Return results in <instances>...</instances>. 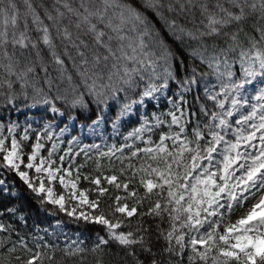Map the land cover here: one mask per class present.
I'll use <instances>...</instances> for the list:
<instances>
[{"label": "snow or ice", "instance_id": "obj_1", "mask_svg": "<svg viewBox=\"0 0 264 264\" xmlns=\"http://www.w3.org/2000/svg\"><path fill=\"white\" fill-rule=\"evenodd\" d=\"M137 2L139 7L132 0H0V99L7 105H13L20 96L27 99L30 89L31 106L44 104L55 114L60 113L56 101L66 102L65 93L69 90L73 93V108H87L85 96L98 108L107 107L108 101L123 93L125 102L115 118L118 122L134 105H143L145 98H154L170 90L171 85L176 86L178 91L173 95H178L179 100L169 101L172 109L154 113L152 121L145 118L141 127L125 139L141 140L143 133L165 123L170 131L162 133L154 146L131 152L129 160L140 158L141 154L146 160L139 167L129 163L132 175L124 182L116 175L104 177L108 185L122 189L125 195L115 196L107 215L99 211V197L109 192L101 186V178L90 180L98 198L89 200L88 190L78 191V169L74 175L71 166H63L67 152L59 157V165L52 159L55 144L47 157L40 155L44 148L40 134L25 163L22 142L29 139L27 129L19 140L11 136L9 147L0 125V167L16 172L33 193L42 195L44 202L57 205L69 216L102 226L107 238L98 236L93 251L111 241L133 257L135 264H159L146 236L148 227L141 225L135 232L117 231L123 220L108 218L139 214L168 223L167 230L157 225V240H164L163 252L181 258L187 249L188 264H264V87L255 95L247 94V86L255 88L253 82L257 78L264 85V0ZM149 11L154 19L146 14ZM197 15L200 27L195 30L178 20L195 23ZM157 23L177 42L183 43L184 37L197 41L199 47L189 55L199 59L209 72L197 73L195 68L189 72L170 46L158 43ZM245 25L249 26L248 31ZM205 38L213 41L211 52ZM237 63L239 74L233 70ZM208 75L215 77V83L206 79ZM200 83L204 84L205 98L212 102L213 109L201 106L207 122L197 121L189 135V114L182 107L186 103L184 93ZM53 89L55 94H51ZM165 116L170 120L166 121ZM103 118L98 116L93 125ZM173 126L176 131H171ZM15 127L7 129L10 135ZM65 130L62 128L61 134ZM45 135L48 140L53 139L50 131ZM144 142L153 143L150 139ZM131 147L113 146L100 156L120 159L117 153ZM22 165L27 170L34 169L37 175L30 177L29 171H21ZM127 170L122 167L120 174L123 176ZM137 177L143 195L137 188L129 190ZM55 181L67 195H57ZM3 183L0 180V185ZM130 199L134 201L131 207L127 202ZM71 201L77 203L69 210L66 203ZM146 201L150 205L147 212L138 213V207ZM85 205L96 210V214L77 213ZM237 212L242 214L234 222H227ZM4 231L7 227L0 223V232ZM20 243L32 252L22 238ZM3 247L4 242L0 241V248ZM7 250L16 249L13 246ZM82 252L81 248L65 249L69 256ZM42 260L43 254L37 251L25 264H42ZM95 264L104 262L97 259Z\"/></svg>", "mask_w": 264, "mask_h": 264}, {"label": "trees", "instance_id": "obj_2", "mask_svg": "<svg viewBox=\"0 0 264 264\" xmlns=\"http://www.w3.org/2000/svg\"><path fill=\"white\" fill-rule=\"evenodd\" d=\"M132 2L136 3L139 7L137 0H132ZM146 14L151 19H154L152 12L149 11ZM178 20L189 29L195 30L196 27H200L199 15H197L195 23H190L187 19L183 18H178ZM156 27L159 30L157 42H162L164 45L170 46L179 59L184 61V64L189 72H191L193 68L196 69L197 73L209 72L206 65L202 64L199 59L192 58L189 55L193 49H197L199 47L197 41L184 37L183 43L177 42L161 24L157 23ZM245 30H249L248 25H245ZM241 40H244L243 34L241 35ZM205 43L209 45V52H211L210 46L213 43L212 39L205 38ZM233 70L239 74L238 63L233 65ZM178 71L183 70L178 69ZM50 72H52L53 76L55 75V71L51 66ZM39 75L41 78L44 76L42 72H40ZM206 79L215 83L214 76L208 75ZM259 86L264 87V85L260 84V81ZM17 91H19L18 88ZM177 91L176 86L174 84L171 85L170 90H168L167 97L172 98V100H176V95H173V93H176ZM45 92L47 93L46 87ZM51 94H55V89H53V93ZM32 95L33 94L29 89L28 98L25 99L23 96H20L13 105H7L2 99H0V114H3L6 117L17 116L19 118H24L25 116L22 114L16 115V111L20 108L25 109L27 107H31L33 104ZM65 95L66 102L62 103L61 101H56V106L60 108V112L63 113L64 116V120L62 122H66L67 118L73 116L76 118L78 123H84L86 125L93 122V120L98 116L104 117L103 119L106 124L113 123V121L116 120V113L120 105L125 102L124 94L120 93L118 94V98L116 100L108 101L107 107L100 106L98 108L97 105L92 102L90 97L85 96V101L88 104V107L73 108L70 106V101L73 99V93L69 90L65 93ZM184 100L186 103L183 104L182 107H184L189 114L190 123L188 124V132L190 135L191 130L197 121L207 122V117H204L201 113V106L205 105L212 110L213 105L211 101H208L205 98L203 83L193 86L191 91L184 93ZM35 109L36 115L42 116L46 120L55 119L52 117V112L47 105L37 104L35 105ZM170 109L171 107L166 99L160 101L158 107L148 103L146 105L147 119L152 121L151 115L153 113L159 115L161 113H167ZM193 113H195V115H192ZM163 118L166 121L170 120V117L167 116ZM140 125L141 123L138 119L123 123L120 135L123 137L126 133L132 132ZM106 130L109 131L108 126H106ZM176 130L175 126L171 129V131ZM169 131L170 129L168 128L167 123H165L162 126L154 127L151 132H145L143 134V138L150 139L153 142L152 145H147L144 141L140 142L139 140L138 142L135 140L133 141L134 143L131 144V148H124L122 153H117V157H120V159H117L116 157L109 158L100 156L101 152L91 151L88 154L77 153L76 155L71 156L70 161H68V163H63V166H71L74 175L75 170L78 169L81 175V180L78 183V191L88 190L89 200L98 198V193L94 190L96 186L91 184L90 180L95 177L101 178V186L107 187L109 192L104 197H99V211H104L107 215L110 212L109 205L113 203L115 196L125 195V193L122 189L117 190L114 186L108 185L104 180V177L116 175L118 176L120 182H124L126 177H130L132 175L133 169L128 168L129 163L133 166L139 167L146 160V157H144L143 154H141L140 158H131L129 160L128 158L131 157V152L135 151L137 148L154 146L155 143L159 141L160 135ZM74 134L77 135V132ZM36 138V135H32L29 140L22 142V147L26 155L31 153L32 145L36 143ZM86 142L89 144H95L101 143L102 141L97 139L86 140ZM122 143L123 142L118 141V143L114 145L117 146V148H121V145H123ZM49 145L50 144L45 145V151L48 150ZM121 160H123V164L121 163ZM122 167L128 169L123 176L120 174ZM83 176H88L89 180H84ZM0 180H4L8 186L7 193L0 190V223H3L7 227V231L0 232V241L4 242V247L0 248V264H25L31 255L37 251L43 254L42 264H95L97 259L103 260L104 264H135L133 257L127 256L124 250L111 241L108 245H101L100 249L93 251L95 245L98 243V236H105V238H107V233L102 226L69 216L66 212L61 211L59 208L44 202L42 197L37 196L31 190H27L26 187H23L20 184L19 179L11 171L0 169ZM133 188H137L138 193L143 195L144 190L138 185V177L137 182L130 184L129 190H132ZM13 191L16 193L15 195H12ZM153 199L155 198L153 197ZM127 202L131 207L134 201L130 199ZM149 206V203L146 201L142 207H138V213L147 212ZM9 209H15V211L10 212L8 211ZM81 210H86L87 212L96 214V210L89 209L87 206ZM108 218L113 221L116 219L123 220L122 227L117 231L135 232L141 225L148 227L149 232L146 236L147 239L151 241V246L153 251L156 253V259L159 264H188L187 257L190 252L187 249L185 250L182 258L174 254L163 252V248L166 247V244L163 239L157 240V236L159 235L157 225H159L161 229L167 230L168 223L166 221L162 223L158 218L153 219L151 216H141L139 214L130 218L121 216V214H116V217L108 216ZM55 223L64 224L69 236H73L75 234H80L82 236L84 239L83 243L72 248H81L83 249L82 253L75 256L66 255L65 249H67V247L61 242H54L53 236L46 235V232L54 229L53 225ZM137 235L139 236L140 233H137ZM21 238L27 244V248L31 249L32 252H28L27 249L21 246ZM38 244L40 245L39 248H37ZM45 245H48L49 247H45ZM13 246H15L16 250L14 252H9L7 249ZM136 251L139 254V246H136ZM17 256L20 257V260L16 259ZM49 256H52L53 259L49 260ZM36 264H41V261H37Z\"/></svg>", "mask_w": 264, "mask_h": 264}, {"label": "rangeland", "instance_id": "obj_3", "mask_svg": "<svg viewBox=\"0 0 264 264\" xmlns=\"http://www.w3.org/2000/svg\"><path fill=\"white\" fill-rule=\"evenodd\" d=\"M253 85L255 86V88L253 86H247V94L249 96L255 95L256 94V90L259 89V83L257 81L253 82ZM186 93V92H185ZM167 94H168V90H165L163 93H158L155 95L154 98H145V102L143 105H134L132 111L125 117H123L120 121H113V123L111 124H106L105 120L102 119L97 125H93V122H91L88 125L85 124H77L74 118H71L68 120V122H62L59 121V118H61L60 113H53L55 119L49 120V119H45L42 116L36 115V109L35 106H31V107H27L25 109H18L16 111V115H24V118H19V117H6L3 114H0V125H3V129H2V135L4 137H8V139L6 140V144L10 147V139L11 136H15L18 140L25 135V129H27V135L29 136V138L32 135H36L40 134L41 136V140L40 142L44 144V148L41 149L40 155L47 157L48 151L52 150V146L53 144L56 145V150L55 153L52 157V159L56 160L57 165H59L61 162L59 160L60 156H64L65 153L67 152L68 155L65 157V160L63 161V163H68V161H70V157L76 155L77 153H87L90 151H99L101 144L97 143L95 145H99L98 148L93 147V145H90L88 143H86V140H96V139H101L102 140V144L107 147L108 146V137H112V138H116L119 137V133L120 131H122V124L124 122L129 121L130 119H139V121L143 124L144 120L146 118V104L147 103H151L153 106H158L159 102L165 98H167ZM176 100H179V96L176 95ZM167 100H172V98H167ZM169 103L171 109H172V104ZM154 114V113H153ZM153 114L151 115L153 117ZM97 120L94 119L93 121ZM115 122V127L113 126ZM154 122V121H153ZM11 125H15V130L13 133H11V135L8 133L7 129L11 126ZM106 126L109 127V132L106 131ZM62 128H65L66 130L63 132V134H61L60 130ZM47 131H50L53 134V139L52 140H48L47 136L45 135V133ZM77 132V135H75L74 133ZM108 133V134H106ZM144 134V133H143ZM142 134V136H143ZM128 137V135H127ZM126 138V137H125ZM129 139H133V138H129ZM29 140V139H28ZM140 141H144V139H141ZM46 144H50L48 147V150L45 151L46 149ZM23 146V143H22ZM23 148V147H22ZM69 149H71V151H69ZM81 149H84V151H81ZM23 158H24V162L27 163V155L25 154L24 150H23ZM30 154V153H29ZM28 154V155H29ZM38 162V161H37ZM68 167V166H67ZM0 169L2 170H7L6 168H2L0 167ZM27 169H25L23 167V165L21 166V171H25ZM29 171V176L30 177H34L37 174L35 173L34 169L33 170H27ZM18 179L20 184L23 187H26L27 190H30L26 184H24V182L20 179V177L16 174V172L11 171ZM4 181V180H3ZM46 186H47V181H45ZM36 186H38V182L36 184ZM53 187L55 192L57 193V195L60 194H65V190L60 186L58 181L53 182ZM7 186H6V182L4 181L3 185H0V190H3V192L5 193L7 190ZM36 194V193H35ZM39 197H42V195H38ZM77 203V201H71V203H66V208H68L69 210L71 209L72 206H74ZM49 204V203H48ZM53 205L54 207L59 208L57 205L54 204H50ZM69 206V207H68ZM86 206V205H85ZM85 206H82L81 208L77 209V213H79V210L85 208ZM81 211H85L86 210H81ZM64 212V211H63ZM242 214L241 212H237L235 214H233L230 218V220H228L227 222H234V220L236 218H238V216ZM75 217V216H73ZM64 227L61 224H55L54 225V230L51 234L57 232V233H61L63 232L64 234ZM223 229L221 228V231ZM83 239L81 238V235H74V239L71 240L69 242L68 245H79L82 244Z\"/></svg>", "mask_w": 264, "mask_h": 264}]
</instances>
